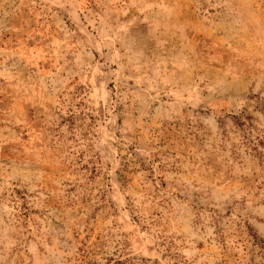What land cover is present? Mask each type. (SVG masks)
I'll return each instance as SVG.
<instances>
[{
	"label": "rangeland",
	"instance_id": "374dc122",
	"mask_svg": "<svg viewBox=\"0 0 264 264\" xmlns=\"http://www.w3.org/2000/svg\"><path fill=\"white\" fill-rule=\"evenodd\" d=\"M0 264H264V0H0Z\"/></svg>",
	"mask_w": 264,
	"mask_h": 264
}]
</instances>
